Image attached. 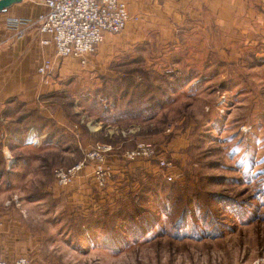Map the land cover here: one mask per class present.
Here are the masks:
<instances>
[{"label":"rangeland","instance_id":"374dc122","mask_svg":"<svg viewBox=\"0 0 264 264\" xmlns=\"http://www.w3.org/2000/svg\"><path fill=\"white\" fill-rule=\"evenodd\" d=\"M145 20L137 21L145 26ZM124 31L107 54H114L105 66L110 75L73 77L66 82L71 89L41 98L57 116L35 108L45 120L39 139L16 142L0 133V212L55 230L47 246L58 254L60 247L68 250L66 264H264V60H224L233 54L219 43L216 57L199 70L188 65L199 50L194 32L175 29L163 39L160 28L140 27L136 40L122 42ZM10 109L2 120L24 130L23 119L35 109L20 103ZM148 141L167 151L173 182L161 178L154 162L131 168L123 161L126 151ZM95 143L111 145L119 158L118 165L110 156L103 160L119 167L108 188L97 193L95 162L72 185L58 186L54 172L82 160L80 144ZM83 185L95 196L133 199L127 209L137 207L151 227L115 239L117 247L103 238L77 239L69 232L67 197Z\"/></svg>","mask_w":264,"mask_h":264},{"label":"crops","instance_id":"0c3cea01","mask_svg":"<svg viewBox=\"0 0 264 264\" xmlns=\"http://www.w3.org/2000/svg\"><path fill=\"white\" fill-rule=\"evenodd\" d=\"M44 1L20 0V2H14L0 11L1 120L2 111L14 107L16 103H20L28 109L38 107L44 109L40 114L45 116L49 111L43 106L45 101H42L41 98L63 91L62 87L64 90L71 89L72 86L66 85V82L73 77L86 80L85 78L90 75H110L113 72L109 69L105 70V66L114 55L109 57L107 54H111V50H114L112 47L118 37L106 34L100 44L102 46L98 47L99 51L95 59L92 56L86 57L84 66L81 65L79 59H64L56 64L49 82L44 84L40 81L37 69L44 59H54L53 46L42 45L41 39L44 36H40L33 30L16 38L6 28L5 23L10 18L35 19L39 15L47 13L48 8ZM122 1L126 4L129 17L124 31L125 35L121 38L122 42L124 39L129 42L136 40L135 29L140 27L160 28L163 39H169L175 29L187 30L188 33L194 32L199 50L203 51L204 54L202 60H212V56L216 57L217 51L214 47L219 43L231 50V54H233L232 56H225L224 60L242 62L250 58L258 61L264 60V0ZM141 17L147 21L145 26L140 25L141 21L138 24L137 20ZM222 35H226V38ZM219 38H221L220 42ZM198 57L199 53L193 56L194 59H198ZM49 114L50 118L55 119L57 111ZM30 129L27 134L22 133L20 139L13 140L20 142L23 139L32 140L41 137L39 136L41 132H33V128ZM109 135L105 136L108 137ZM112 161L117 165L119 164L113 158ZM141 165V162L132 163L129 167L137 168ZM108 167L112 175L117 174L118 166L109 165ZM88 170L90 169L85 170V173H88ZM86 187L84 185L79 186L77 192L71 190V196L67 197L66 208L71 210V213L67 215L69 227H71L69 223L71 217L80 215L87 218L91 213L93 216H97L100 215V209L105 206L116 207L114 202H118V197H112V204L111 199L103 196L95 197L93 195V199L91 192ZM111 190H116V187H112ZM109 196L111 195L109 194ZM0 215H2L0 218L1 260L11 263L23 258L27 264H66L67 260L63 256L69 255L68 250L60 247L61 253L58 254L47 246V242L52 236L57 237L56 234H53L56 233L55 230L49 228L50 231L46 232L42 229H34L26 220L21 218L18 212L7 210L4 213L0 212ZM69 229L70 234L76 236L77 239L81 235L90 236L87 231L84 233L83 231L73 232L71 228Z\"/></svg>","mask_w":264,"mask_h":264},{"label":"built area","instance_id":"2783aa9c","mask_svg":"<svg viewBox=\"0 0 264 264\" xmlns=\"http://www.w3.org/2000/svg\"><path fill=\"white\" fill-rule=\"evenodd\" d=\"M44 4L48 8L47 13L35 19L10 18L5 23L16 38L33 30L44 36L42 45L53 46L54 59H44L37 69L38 77L44 84L52 78L56 64L64 59H79L84 66L86 57L96 53L105 35L120 34L129 19L126 4L122 0H45ZM79 149L82 160L69 168L57 169L54 172L56 184L60 187L72 185L79 174L91 162H95V188L99 194L104 192L108 188L111 173L103 165V160L110 156L118 162L119 158L112 154L114 148L109 144L95 143L80 144ZM122 159L128 163L154 162L165 182L170 183L175 179V167L168 159L167 151L154 142L138 143L135 148L126 151ZM0 264H27V261L22 258L6 263L0 259Z\"/></svg>","mask_w":264,"mask_h":264},{"label":"trees","instance_id":"16d2710c","mask_svg":"<svg viewBox=\"0 0 264 264\" xmlns=\"http://www.w3.org/2000/svg\"><path fill=\"white\" fill-rule=\"evenodd\" d=\"M197 53H199V57L198 59H194L192 56L191 58H189V64L190 66L198 68L199 70L205 69L209 63V59L207 60H202V57L204 56L203 51L198 50ZM194 71H196L197 69H193ZM182 73H179V75H181ZM178 76V75H175ZM174 76V77H175ZM148 81V80H147ZM146 81V82H147ZM148 84L146 83V87ZM124 86V85H123ZM126 87V86H125ZM180 87V86H179ZM101 95V92H100ZM151 96V93L149 92V94ZM103 96H106V92H104ZM156 98V96H153ZM145 99L147 98L144 97ZM110 100H113L112 97H109ZM152 98H149L147 100V105L150 103V100ZM115 101V100H113ZM122 101V100H121ZM130 100L126 101V108L128 109L130 107ZM116 104V103H114ZM142 106V104H141ZM139 106V107H141ZM114 110L119 109L120 112L123 111L122 108H117L115 106ZM11 109H6L2 111V116H6V114L10 111ZM34 113L28 114L26 116V118H24L22 123H26V127L24 128V130L19 131L16 127L11 126L8 123H5L3 120L0 119V132L2 131H6V137H9L11 139H20V135H22V133L27 134L29 132L30 128H33V132L39 131V128H43L44 127V122L45 120L43 118H41V116L39 115V111H37V109H35L33 111ZM36 113V115H35ZM83 130H87L89 132L88 127H86V125H81ZM87 145V144H85ZM162 145V144H160ZM2 152L0 151V154ZM118 154V151L116 152ZM121 153V152H119ZM168 159L171 161L170 156H168ZM154 179H150L149 183L150 185L153 186V189L157 188V184H153L154 183ZM120 191V189H118ZM116 192V191H115ZM92 198L94 199L93 194H91ZM111 195V194H110ZM97 197L99 196L98 194L96 195ZM95 196V197H96ZM112 195L109 196L107 195L104 198H109L111 199V204H112V200L113 198ZM117 201H115L114 205L116 206L115 208H109V207H103L102 209H100V215L97 216H93L92 213L89 214V216L87 218L83 217V216H74L70 218V225H71V230L73 232H88L90 234V240L94 239V240H98L103 238V241L105 240L107 244H105L106 246H109L108 242H111V246L112 247H117V243L115 241V239H120L121 237L123 238L124 235L128 234L130 237H137L140 236L142 234V232L147 231L150 227L151 224L149 223V218L147 216H144V213H142V211L140 210L141 215H139V209L137 207H135V210H130L127 209L130 206L134 205V200L130 199L129 204L125 202V200L119 201V199H117ZM138 200H140V197H138ZM129 205V206H127ZM128 210V211H127ZM96 211V212H99ZM132 212V214L129 216L128 213ZM124 231V232H123ZM119 243V242H118ZM117 244V245H116ZM105 247V246H103Z\"/></svg>","mask_w":264,"mask_h":264},{"label":"water","instance_id":"95a60500","mask_svg":"<svg viewBox=\"0 0 264 264\" xmlns=\"http://www.w3.org/2000/svg\"><path fill=\"white\" fill-rule=\"evenodd\" d=\"M14 2H20V0H1L0 4H2L3 6L0 7V11H2L3 9L9 7Z\"/></svg>","mask_w":264,"mask_h":264},{"label":"snow or ice","instance_id":"6c2138e0","mask_svg":"<svg viewBox=\"0 0 264 264\" xmlns=\"http://www.w3.org/2000/svg\"><path fill=\"white\" fill-rule=\"evenodd\" d=\"M3 5L2 4H0V7H2Z\"/></svg>","mask_w":264,"mask_h":264}]
</instances>
